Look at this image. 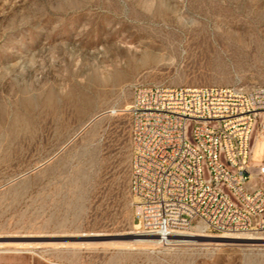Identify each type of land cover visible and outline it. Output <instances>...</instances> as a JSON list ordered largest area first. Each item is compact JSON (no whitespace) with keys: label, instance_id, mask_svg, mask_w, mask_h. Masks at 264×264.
Wrapping results in <instances>:
<instances>
[{"label":"rangeland","instance_id":"1","mask_svg":"<svg viewBox=\"0 0 264 264\" xmlns=\"http://www.w3.org/2000/svg\"><path fill=\"white\" fill-rule=\"evenodd\" d=\"M139 85L264 86V0H0V264H264V237L137 239Z\"/></svg>","mask_w":264,"mask_h":264},{"label":"built area","instance_id":"2","mask_svg":"<svg viewBox=\"0 0 264 264\" xmlns=\"http://www.w3.org/2000/svg\"><path fill=\"white\" fill-rule=\"evenodd\" d=\"M124 113L139 233L264 237V86L139 85Z\"/></svg>","mask_w":264,"mask_h":264},{"label":"bare ground","instance_id":"3","mask_svg":"<svg viewBox=\"0 0 264 264\" xmlns=\"http://www.w3.org/2000/svg\"><path fill=\"white\" fill-rule=\"evenodd\" d=\"M256 152H258L257 150H256ZM134 227H135V229H137V239H139V240H142L144 243H151V242H157L158 243V241L159 242H161L159 239H157V238H155V237H150L149 235H145V234H141V233H139L138 232V229L140 228V223H135L134 224ZM197 234L199 235V234H201V235H203V236H207V235H204V234H202V233H187V234H184V235H181V236H179L178 238H177V241H183V242H193V241H195V240H197V239H195V238H193V237H195V236H197ZM230 235H233V234H230ZM246 236H249V235H246ZM250 237H256V236H250ZM201 238V237H200ZM219 238V237H218ZM224 238V237H223ZM226 238V237H225ZM247 238V237H246ZM175 240V239H174ZM264 240V239H263ZM169 241H171L170 239H168V241H166V243L167 242H169ZM172 242H173V240H172ZM161 243H164V242H161Z\"/></svg>","mask_w":264,"mask_h":264},{"label":"water","instance_id":"4","mask_svg":"<svg viewBox=\"0 0 264 264\" xmlns=\"http://www.w3.org/2000/svg\"><path fill=\"white\" fill-rule=\"evenodd\" d=\"M203 240H208V238H203ZM243 241L247 242L248 239H244V238H243Z\"/></svg>","mask_w":264,"mask_h":264}]
</instances>
